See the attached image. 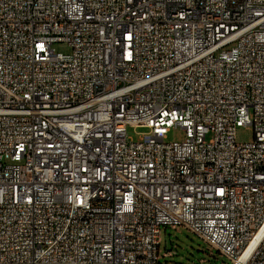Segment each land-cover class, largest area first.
Wrapping results in <instances>:
<instances>
[{
	"label": "built area",
	"instance_id": "2783aa9c",
	"mask_svg": "<svg viewBox=\"0 0 264 264\" xmlns=\"http://www.w3.org/2000/svg\"><path fill=\"white\" fill-rule=\"evenodd\" d=\"M167 227L264 264V0H0V264H158Z\"/></svg>",
	"mask_w": 264,
	"mask_h": 264
},
{
	"label": "rangeland",
	"instance_id": "374dc122",
	"mask_svg": "<svg viewBox=\"0 0 264 264\" xmlns=\"http://www.w3.org/2000/svg\"><path fill=\"white\" fill-rule=\"evenodd\" d=\"M56 52L69 53L70 49L64 45H57ZM145 129H128V136L138 141L146 133ZM185 140L184 132L179 128H172L167 136L168 142ZM237 141L240 144L253 141V129L246 126L237 130ZM158 264H230L223 257L211 250L198 237L185 228H170L162 230Z\"/></svg>",
	"mask_w": 264,
	"mask_h": 264
},
{
	"label": "bare ground",
	"instance_id": "6f19581e",
	"mask_svg": "<svg viewBox=\"0 0 264 264\" xmlns=\"http://www.w3.org/2000/svg\"><path fill=\"white\" fill-rule=\"evenodd\" d=\"M183 24H192V17H183Z\"/></svg>",
	"mask_w": 264,
	"mask_h": 264
}]
</instances>
